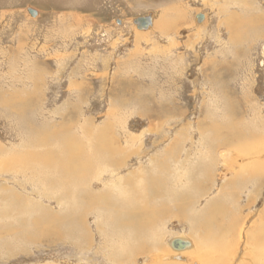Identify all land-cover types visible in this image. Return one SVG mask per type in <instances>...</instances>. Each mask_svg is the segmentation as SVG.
Segmentation results:
<instances>
[{"label":"rangeland","instance_id":"374dc122","mask_svg":"<svg viewBox=\"0 0 264 264\" xmlns=\"http://www.w3.org/2000/svg\"><path fill=\"white\" fill-rule=\"evenodd\" d=\"M253 163L264 0H0V264H264Z\"/></svg>","mask_w":264,"mask_h":264},{"label":"bare ground","instance_id":"6f19581e","mask_svg":"<svg viewBox=\"0 0 264 264\" xmlns=\"http://www.w3.org/2000/svg\"><path fill=\"white\" fill-rule=\"evenodd\" d=\"M233 2V1H232ZM238 2V1H237ZM236 2V3H237ZM231 3V2H230ZM235 3V2H234ZM235 3V4H236ZM239 3V2H238ZM234 4V5H235ZM240 4V3H239ZM242 4V3H241ZM250 4V3H249ZM81 5V4H80ZM236 6V5H235ZM245 6V5H244ZM250 7V6H249ZM216 8V7H215ZM249 9V8H248ZM242 10H243V8H242ZM162 17L164 18V16L162 15ZM217 19V18H216ZM163 21H165V18L164 19H162V21L161 22H159V23H153V25H155L156 26V28L157 29H162L163 28V25H164V22ZM152 25V26H153ZM166 26V25H165ZM153 28V27H152ZM165 28V27H164ZM157 29H155V30H157ZM168 29V28H167ZM166 29V30H167ZM163 30V29H162ZM139 34V33H138ZM137 34V35H138ZM139 35H141V33L139 34ZM232 104V103H231ZM233 117V116H232ZM235 118V117H234ZM242 126V125H241ZM240 128V127H239ZM215 129V128H214ZM236 129V128H235ZM241 129V128H240ZM242 130V129H241ZM233 132V131H232ZM248 132V131H247ZM229 134V133H228ZM243 135V134H242ZM232 136V135H231ZM54 137V136H53ZM229 137V136H228ZM241 137V136H240ZM240 137H238V138H240ZM55 138V137H54ZM236 138V137H235ZM242 139V138H241ZM234 140V139H233ZM246 140H247V138H246ZM245 140V141H246ZM249 140V139H248ZM252 140V139H251ZM250 140V142H252ZM232 141V140H231ZM244 141V142H245ZM99 142H102V140L100 141L99 140ZM41 143V142H40ZM223 143V142H222ZM224 145V144H223ZM240 145H241V143H240ZM244 145H246L245 143H244ZM47 147V146H46ZM65 147H66V156H65V164H66V166L64 167V169H68V171H76L77 170V176L78 175H80V174H78L80 171H79V169L78 168H80V166H79V164L80 163H78V160H77V151H78V147H77V145L72 141H70L69 139H68V141H67V143H65ZM244 148V147H243ZM248 150V149H247ZM238 152L239 151H242V150H237ZM236 152V151H235ZM244 152L245 151H242V152H240V154H243L244 156H247V154H244ZM210 153V152H209ZM209 153H208V155H209ZM226 153V155L225 156H229V153H227V152H225ZM246 153V152H245ZM252 153H253V151H252ZM236 154H237V152H236ZM258 154V153H257ZM54 155H55V153H54ZM232 155H234V153H232L231 154V157H232ZM238 155V154H237ZM254 156V155H253ZM257 156V155H256ZM43 157V156H42ZM100 157H102V156H100ZM39 158H41V156L40 157H38L37 158V156H31V158H30V160H32V161H38L37 159H39ZM237 158V157H236ZM44 159V158H43ZM58 159V158H57ZM225 159V158H224ZM248 159H251V158H248ZM40 160V159H39ZM82 160V159H81ZM80 160V161H81ZM115 160V159H114ZM254 160V159H253ZM64 161V160H63ZM84 162V161H83ZM23 163V162H22ZM52 163V162H51ZM82 163V162H81ZM93 163V162H92ZM111 163H112V161H111ZM21 164V163H20ZM30 164V163H29ZM42 164V163H41ZM68 164V165H67ZM211 164V163H210ZM253 164H257V163H253ZM23 165V164H22ZM27 165V164H26ZM43 165V164H42ZM62 165V164H61ZM224 166H225V164H223ZM258 165V164H257ZM88 166V165H87ZM86 166V167H87ZM210 166V165H209ZM246 166V165H245ZM264 166V165H263ZM83 167V166H82ZM81 167V168H82ZM85 167V168H86ZM100 167V166H99ZM172 167H175V166H172ZM177 167V166H176ZM38 168V167H37ZM89 168V167H88ZM158 168V167H157ZM256 168H257V171H255L254 172V174L256 173V175H261V173H264V171H263V169H264V167H262V166H260V165H258V166H256ZM40 169V168H39ZM187 169V168H186ZM211 169V168H210ZM81 171H82V169H80ZM83 170H85V169H83ZM92 170V169H91ZM213 170V169H212ZM243 170V169H242ZM159 171V170H158ZM86 172H88V170H86ZM203 172V171H202ZM208 172H209V169H208ZM83 173V172H82ZM204 173V172H203ZM248 173V172H247ZM250 173V172H249ZM237 174V173H236ZM246 175V174H245ZM64 176V175H63ZM81 176H83L82 174H81ZM238 176V175H237ZM236 176V177H237ZM257 176V177H258ZM85 177V176H84ZM256 177V176H255ZM72 179V178H71ZM70 179V180H71ZM79 179V178H78ZM77 180V179H76ZM84 180V179H83ZM136 180V179H135ZM65 181V180H64ZM79 182V181H78ZM77 182V183H78ZM69 183V182H68ZM72 183V182H71ZM198 183V182H197ZM194 184H196L195 182H194ZM53 185H54V183H53ZM75 185V184H74ZM190 186H192V185H190ZM194 186V185H193ZM57 187V186H56ZM198 187V186H197ZM196 188V187H195ZM70 189H71V187H70ZM77 189V188H76ZM142 189V188H141ZM197 189V188H196ZM200 189V188H199ZM241 189H243V188H241ZM79 190V189H78ZM137 190V189H136ZM143 190V189H142ZM63 191H64V189H63ZM186 191V190H185ZM194 192V191H193ZM199 192V191H198ZM65 193V192H64ZM132 193V192H131ZM68 194H70V193H68ZM86 194V193H85ZM152 194V193H151ZM200 194V193H199ZM66 195H67V193H66ZM72 195V194H71ZM79 195V194H78ZM231 195V194H230ZM134 196V195H133ZM73 197H75V196H73ZM81 197H83V196H81ZM138 197V196H137ZM93 198V197H92ZM135 198V197H134ZM90 199V198H89ZM100 199V198H99ZM99 199L97 200V201H99ZM91 200L92 199H90L89 201L91 202ZM104 200V199H103ZM214 200V199H213ZM109 201V200H108ZM126 201V200H125ZM212 201V200H211ZM77 202V201H76ZM80 202H82V201H80ZM104 202V201H103ZM132 202V201H131ZM134 203H135V201H133ZM214 202V201H213ZM216 202V201H215ZM93 203V202H92ZM95 203V202H94ZM105 203V202H104ZM116 203V202H115ZM130 203V202H129ZM134 203H132L133 205H134ZM89 204V203H88ZM101 204V203H100ZM106 204V203H105ZM104 204V205H105ZM123 204V203H122ZM99 205V204H98ZM107 205V204H106ZM109 205H111V204H109ZM127 205V204H126ZM129 205H131V203L129 204ZM212 205V204H211ZM145 206V205H144ZM101 207V206H100ZM103 207V206H102ZM107 207V206H106ZM123 207V206H122ZM121 207V208H122ZM130 207V206H129ZM146 207V206H145ZM99 208V207H98ZM105 207H103V209H104ZM149 208V207H148ZM207 208V207H206ZM111 209V208H110ZM118 209V208H117ZM99 210V209H98ZM211 210V209H210ZM100 211V210H99ZM109 211V210H108ZM115 212H116V210H114ZM118 211V210H117ZM206 211H208V210H206ZM205 211V212H206ZM6 212V211H5ZM204 212V213H205ZM119 213L120 212H118V214H117V212H116V214L117 215H119ZM209 213V212H208ZM140 214V213H139ZM207 214V213H206ZM130 215L132 216V215H134V214H132L131 212H130ZM202 215V214H201ZM211 215V216H210ZM210 215H208L209 216V218L207 219V221L206 222H210V220H211V217H212V214H210ZM220 215V214H219ZM147 216V215H146ZM150 217V216H149ZM206 217V216H205ZM147 218V217H146ZM256 219V218H255ZM146 220H148V219H146ZM149 220H151V219H149ZM234 220V219H233ZM51 221V220H50ZM69 221V220H68ZM152 221V220H151ZM202 221H204V220H202ZM236 221V220H235ZM153 222V221H152ZM152 222H150L149 221V223H151V225L150 226H152ZM36 223H42L41 221H39L38 222V220H37V222ZM148 223V222H147ZM147 223H145V224H147ZM198 223H200V222H198ZM259 223V222H258ZM201 224V223H200ZM210 224V223H209ZM24 225V224H23ZM46 225V224H45ZM127 225H129V226H132V225H130V223H128ZM36 226V225H35ZM50 225H48V227H49ZM159 226V225H158ZM254 226V225H253ZM22 228H23V226H21ZM43 228L42 230L44 231V233L43 234H47V233H49V234H52L51 232H50V228ZM138 227V226H137ZM205 227H207V229H209L210 227L208 226V223L206 224V226ZM260 227V226H259ZM52 228V227H51ZM262 228H263V226H262ZM135 229V228H134ZM138 229V228H137ZM260 229H261V227H260ZM220 230V229H219ZM242 230V229H241ZM27 231V230H26ZM258 231V232H257ZM46 232V233H45ZM148 232V231H147ZM145 230H135V232L134 233H131V235L132 236H134V237H138V236H140V234L141 235H144V234H146L147 233ZM254 232H257V234H256V246H254V250L257 252V253H259V255H258V258L260 259V258H264V256H263V254H262V252L264 253V240H261V238L260 239H258L257 238V236H260L261 237V235H262V233H263V230H258L257 229V225H256V227H255V230H254ZM261 235H260V234ZM55 236V235H54ZM244 236V235H243ZM150 240L152 239V238H150V235H148L147 236ZM140 238H142V236L140 237ZM140 238H138V239H140ZM200 238V237H199ZM206 238H207V240H211L212 239V236L210 237V234H208V233H206ZM245 238H246V236H245ZM137 239V240H138ZM201 239V238H200ZM133 240H135L136 241V239H133ZM134 241V242H135ZM186 241V240H185ZM133 242V243H134ZM139 243V242H138ZM211 243V242H210ZM128 245V244H127ZM139 245V244H138ZM210 245V244H209ZM129 246V245H128ZM141 247V245L138 247V248H140ZM247 247V246H246ZM249 247V246H248ZM174 250V249H173ZM184 250V249H183ZM244 250V249H243ZM243 250L242 251H240V254H242V252H243ZM182 250H180V251H178L179 253H182L181 252ZM147 252V251H146ZM253 252V251H252ZM129 253H131V252H129ZM193 253V252H192ZM219 253V252H218ZM254 253V252H253ZM168 254V253H167ZM132 255V254H131ZM150 255H151V253H150ZM172 255V254H171ZM190 255V254H189ZM191 255H193V254H191ZM200 256H199V258L197 259L201 264H204V263H206L205 261H207V260H209V257H210V253L209 252H207L206 254H203V253H201L200 252V254H199ZM237 255V254H236ZM236 255L234 256V258L236 257ZM153 257V256H152ZM198 257V256H197ZM196 257V258H197ZM252 257V256H251ZM257 257V256H256ZM225 258V257H224ZM233 258V259H234ZM167 261V260H166ZM237 261V260H236ZM252 261H253V259H252ZM259 261H261V260H259ZM208 262V261H207ZM167 263V262H166ZM177 264H182V263H178V262H176ZM253 263V262H252ZM159 264V263H158Z\"/></svg>","mask_w":264,"mask_h":264},{"label":"water","instance_id":"95a60500","mask_svg":"<svg viewBox=\"0 0 264 264\" xmlns=\"http://www.w3.org/2000/svg\"><path fill=\"white\" fill-rule=\"evenodd\" d=\"M28 13L31 16H35V12L29 10ZM203 15L196 16V22L199 24L203 20ZM153 22L152 14L148 13L146 16L137 17L132 21V24L135 26V28L139 31H146L149 28H151ZM189 243L183 240H173L170 244L171 248L180 251L187 247H189Z\"/></svg>","mask_w":264,"mask_h":264}]
</instances>
